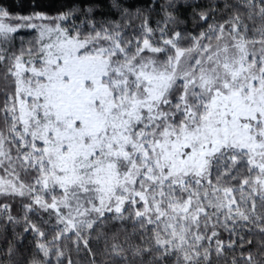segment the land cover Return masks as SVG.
Masks as SVG:
<instances>
[{
    "label": "snow or ice",
    "instance_id": "snow-or-ice-1",
    "mask_svg": "<svg viewBox=\"0 0 264 264\" xmlns=\"http://www.w3.org/2000/svg\"><path fill=\"white\" fill-rule=\"evenodd\" d=\"M0 264H264V0H0Z\"/></svg>",
    "mask_w": 264,
    "mask_h": 264
},
{
    "label": "trees",
    "instance_id": "trees-1",
    "mask_svg": "<svg viewBox=\"0 0 264 264\" xmlns=\"http://www.w3.org/2000/svg\"><path fill=\"white\" fill-rule=\"evenodd\" d=\"M8 3H12V4H19L21 5V7L25 10V14H26V10H27V6L29 4H31L32 2H34V0H7ZM46 3H52V4H57L59 2H61V0H45Z\"/></svg>",
    "mask_w": 264,
    "mask_h": 264
}]
</instances>
